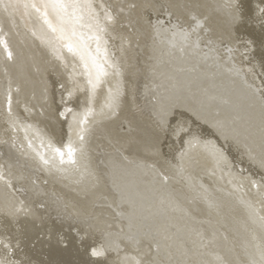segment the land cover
I'll use <instances>...</instances> for the list:
<instances>
[{
  "label": "bare ground",
  "instance_id": "6f19581e",
  "mask_svg": "<svg viewBox=\"0 0 264 264\" xmlns=\"http://www.w3.org/2000/svg\"><path fill=\"white\" fill-rule=\"evenodd\" d=\"M92 2L106 28L80 30L100 36L99 52L87 42L105 73L95 89L91 59L90 77L34 11L21 8L0 32V259L259 261L264 0H233L235 23L227 0Z\"/></svg>",
  "mask_w": 264,
  "mask_h": 264
},
{
  "label": "snow or ice",
  "instance_id": "6c2138e0",
  "mask_svg": "<svg viewBox=\"0 0 264 264\" xmlns=\"http://www.w3.org/2000/svg\"><path fill=\"white\" fill-rule=\"evenodd\" d=\"M95 6L92 0H40L39 3L36 0H8V3H4L3 0H0V8L3 9L4 16L0 18V32L3 31V24L6 20L14 18L15 14L23 8L25 12H29V10L34 11L39 14L40 18L43 21V25L46 26L47 30L52 33L55 38L60 41L61 46L67 48L68 52L73 54V56L79 55L81 61L84 62V67L89 70V76L91 77V68L89 66L88 60L91 59L92 67L97 68L96 74V82L90 78L88 83L92 86L93 89L98 85L100 76L103 73V65L98 64L96 57L91 55L90 50L88 49V41L95 40L97 43V52L100 49V36L92 35L85 37L83 31L81 29L88 28L90 31L95 29V32H103L106 31V28L100 25V13L95 11ZM100 8H103L104 5H99ZM224 7L229 10V17L232 23H235L239 20V16L235 12V9L238 5L233 3V0H227ZM113 17L105 11V20L111 22ZM192 19L196 22L197 28L203 27V22L198 20L195 16ZM260 24L264 27V8L260 9ZM93 21L95 23L93 24ZM195 30V29H194ZM251 43V42H249ZM0 44L4 45L5 49H7V42L0 37ZM231 51V49H229ZM9 58H11L12 53L8 52ZM262 100H264V96H262ZM11 95L8 97V110L11 113ZM107 107L110 109L112 115H115L116 109L120 107V99L119 93L116 95H110ZM92 110L89 109L88 112L85 113V119L82 122L87 121V117L91 114ZM63 115V113H61ZM131 131V129H129ZM83 140V136L80 137ZM119 142V138H118ZM125 143H133L134 138L129 137L124 140ZM67 147V156L69 160H71L75 149L71 146V143L66 146ZM119 152L120 150L117 149ZM56 152L59 153L61 162L63 163L65 152L56 149ZM122 155V153H121ZM127 160V157H123ZM73 163L75 161H72ZM44 163H48V161H44ZM261 166L264 167V156L261 157L260 160ZM165 180L168 179L167 176L164 177ZM4 180V176L0 174V181ZM264 180V177H262ZM7 184V182L5 181ZM255 184V181L252 182ZM8 187H11L8 184ZM259 188H264V185H258ZM17 213L23 211V207L16 210ZM254 211V210H253ZM259 220L261 222V226L264 227V215L259 216ZM0 245H3V241L0 240ZM5 250H7L8 245H3ZM93 256H101L103 252L97 249L92 250ZM259 261L255 258H252L248 261V264H264V244L259 247ZM0 264H18L17 261L10 259H0ZM137 264H157V262L152 261H137Z\"/></svg>",
  "mask_w": 264,
  "mask_h": 264
}]
</instances>
